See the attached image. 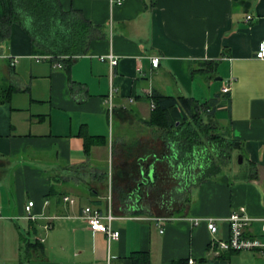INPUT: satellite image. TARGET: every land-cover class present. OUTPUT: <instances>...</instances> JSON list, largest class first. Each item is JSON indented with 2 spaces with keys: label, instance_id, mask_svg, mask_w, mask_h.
I'll return each mask as SVG.
<instances>
[{
  "label": "crops",
  "instance_id": "0c3cea01",
  "mask_svg": "<svg viewBox=\"0 0 264 264\" xmlns=\"http://www.w3.org/2000/svg\"><path fill=\"white\" fill-rule=\"evenodd\" d=\"M59 1L103 36L68 67L33 53L18 24L0 42V263L133 264L141 252L149 264H264V249L211 243L244 207L255 219L244 235L264 244V0ZM154 92L218 95L205 119L234 141L219 172L199 180V168L175 165L171 141L148 122ZM237 154L244 171L230 179ZM87 206L110 211L117 238L90 230ZM27 238L39 244L26 251Z\"/></svg>",
  "mask_w": 264,
  "mask_h": 264
},
{
  "label": "trees",
  "instance_id": "16d2710c",
  "mask_svg": "<svg viewBox=\"0 0 264 264\" xmlns=\"http://www.w3.org/2000/svg\"><path fill=\"white\" fill-rule=\"evenodd\" d=\"M13 24H18L27 33L33 53L52 56L66 67L74 57L85 53L92 39L103 36L100 25L86 20L78 10H64L59 0H0V42L9 37ZM217 98L218 95L199 101L158 92L151 98L153 109L148 122L171 141V156L177 167L202 171L199 180L219 172L230 158L234 145V141L228 140L214 123L205 119L214 114ZM92 141L85 138L86 152ZM23 243L26 251L30 245L39 244L29 238ZM131 259L133 264L150 263L146 253L134 252ZM20 262L23 264V259Z\"/></svg>",
  "mask_w": 264,
  "mask_h": 264
},
{
  "label": "built area",
  "instance_id": "2783aa9c",
  "mask_svg": "<svg viewBox=\"0 0 264 264\" xmlns=\"http://www.w3.org/2000/svg\"><path fill=\"white\" fill-rule=\"evenodd\" d=\"M112 4H121L123 0H111ZM251 19V15L246 16V20ZM256 55L259 58L264 59V41L259 44V48L256 52ZM100 60L107 61L111 67L117 64V58L112 54L102 55L100 56ZM151 62L154 66L158 64V58L154 57L151 59ZM55 65L60 66L59 63ZM224 92L228 91V86L222 88ZM106 103L108 104V110L112 109V92L110 91L108 98L106 99ZM65 200H70L68 197L64 198ZM33 207V201H28L24 206V210L26 213V218L33 219L34 215L31 212V208ZM83 218L88 223L90 230L98 231L106 234L108 239H115L119 235V231H113L110 226V221L113 219L110 211L106 215H102L98 209L87 206L83 210ZM244 207H240L238 210L233 211L229 217L228 222L230 225V233L227 238L220 240H213L211 243L214 244L219 250H248L253 248H261L264 249V244H262L256 238H248L244 235V229L248 224H250L254 218H250L246 216ZM208 230L213 234L217 231V226L213 220H209L207 222ZM261 229L264 232V218L262 219ZM189 263H193V260H189ZM2 264V263H0ZM105 264H111V257H108Z\"/></svg>",
  "mask_w": 264,
  "mask_h": 264
},
{
  "label": "rangeland",
  "instance_id": "374dc122",
  "mask_svg": "<svg viewBox=\"0 0 264 264\" xmlns=\"http://www.w3.org/2000/svg\"><path fill=\"white\" fill-rule=\"evenodd\" d=\"M239 156L240 154H237L236 157H234L233 159V166H229L225 171L226 174L230 177V179H232L233 177V173L236 170V172L239 174H241L244 171V165L242 163H239ZM110 176V175H109Z\"/></svg>",
  "mask_w": 264,
  "mask_h": 264
},
{
  "label": "water",
  "instance_id": "95a60500",
  "mask_svg": "<svg viewBox=\"0 0 264 264\" xmlns=\"http://www.w3.org/2000/svg\"><path fill=\"white\" fill-rule=\"evenodd\" d=\"M239 161L241 162V159L239 158Z\"/></svg>",
  "mask_w": 264,
  "mask_h": 264
}]
</instances>
